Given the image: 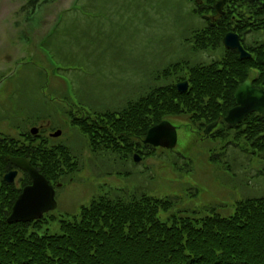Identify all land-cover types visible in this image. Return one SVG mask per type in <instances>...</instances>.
<instances>
[{"label":"rangeland","instance_id":"obj_1","mask_svg":"<svg viewBox=\"0 0 264 264\" xmlns=\"http://www.w3.org/2000/svg\"><path fill=\"white\" fill-rule=\"evenodd\" d=\"M193 3L49 0L30 15V25H24L32 6L22 11L24 0H3L0 51L12 49L16 57L9 63L0 61V134L17 137L21 129L40 126L48 136L61 130L56 143L71 147L80 161L76 176L57 189L58 207L41 219L40 234L59 233L62 220L79 215L82 206L105 194L170 198L171 214L194 221L213 211L228 217L236 201L264 195V176L259 174L264 171L260 160L264 154L253 157L244 143L241 148L250 154L225 141L199 139L185 117L170 119L178 128V144L172 152L158 150L138 163L134 156L93 153L86 138L71 126L70 111L121 110L127 101L139 99L155 85L157 73L182 54L192 60L206 58V54L192 55L191 45H180L186 27L205 24L200 17L182 19ZM25 27L30 28V43L14 37ZM192 38L194 42L197 35ZM24 177L20 173L14 184L21 187ZM169 216L161 214L163 220Z\"/></svg>","mask_w":264,"mask_h":264},{"label":"trees","instance_id":"obj_2","mask_svg":"<svg viewBox=\"0 0 264 264\" xmlns=\"http://www.w3.org/2000/svg\"><path fill=\"white\" fill-rule=\"evenodd\" d=\"M41 1L26 0L33 8ZM200 12L195 9L182 19H198ZM222 21L207 19L203 27L210 29L209 34L201 33L193 42L191 33H186L185 44L180 45H191L192 55L223 48L222 39L230 28ZM180 57L185 62L167 64L157 73L155 85L121 110L70 111L71 126L86 138L93 153L111 152L130 159L134 154L143 159L158 150L166 153L169 150L144 145L142 140L161 121L185 117L200 136L209 124L219 122L204 140L225 141L253 157L264 154V115L252 113L237 126L224 120L236 105L235 91L247 79L252 60L205 62ZM182 80L189 82L183 93L176 88ZM240 143L252 151L242 149ZM7 156L28 159L56 190L76 176L80 164L71 147L56 143L45 131L33 135L23 130L17 137L0 134V264H264V195L236 201L228 217L213 211L194 221L171 214L170 198L105 194L82 206L79 215L62 220L59 233L40 234L41 220H7L21 187L30 184L27 173L21 187L5 181V174L15 168ZM259 174L264 176V171ZM161 214L170 218L163 220Z\"/></svg>","mask_w":264,"mask_h":264},{"label":"water","instance_id":"obj_3","mask_svg":"<svg viewBox=\"0 0 264 264\" xmlns=\"http://www.w3.org/2000/svg\"><path fill=\"white\" fill-rule=\"evenodd\" d=\"M227 0H220L216 4L219 14L222 12V7ZM224 45L227 48L237 49L240 52L242 59L249 58L251 55L246 52L240 43L239 37L236 34L228 33L224 37ZM189 83L187 81L177 84L179 92L183 93L188 90ZM236 106L229 110L225 117V122L229 125H238L246 116L251 113L264 115V89L256 87L251 82L247 81L241 84L235 93ZM218 126V122L208 125L203 132V135L209 136L211 132ZM38 128H32V134H38ZM62 134L61 130L52 133L51 136L56 138ZM143 144L150 145L155 148H163L173 150L178 144L177 127L170 121L164 120L159 124L151 127L146 137L143 139ZM7 160L17 168L26 172L29 176L31 184L24 187L21 194L14 203L12 212L8 217L9 223L31 222L41 219L46 213H49L57 208L56 191L53 185L47 178L41 174L31 162L22 157L7 156ZM135 162H139L141 157L136 154ZM18 175V170L12 171L5 176L8 183L15 181Z\"/></svg>","mask_w":264,"mask_h":264},{"label":"flooded vegetation","instance_id":"obj_4","mask_svg":"<svg viewBox=\"0 0 264 264\" xmlns=\"http://www.w3.org/2000/svg\"><path fill=\"white\" fill-rule=\"evenodd\" d=\"M193 1L194 3H193L192 11L195 9L201 10L199 17L205 22L208 19L211 23H217L219 19L223 18L221 24L227 25V27L230 28V31H228V33H233L238 35L241 45L251 55L249 58L242 59L240 57V52L237 49L226 48L223 43L224 37L228 34L226 33V35L222 39L223 48L213 47V49L209 53H204L206 54L205 55L206 58H204L203 61L210 62V60L219 59V57L223 58L221 60H225V61H231V59H234L236 57L241 60H246V59L252 60L251 64L254 66H251L252 68H250V70L247 72L248 77L244 82L249 81L256 87H261L262 89H264V61H260L261 54H263L262 59H264V47H263L264 41H262V36H264V0H227L226 4L222 7L223 13L221 14L218 13L216 8V4L220 0H193ZM2 2L3 0H0V7L2 5ZM44 2L45 1L43 0L41 1L42 7L45 6ZM25 7L26 4L24 3V5L21 6V10L24 11ZM16 11H18V8L16 9ZM26 23L27 22L25 21L23 24L26 25ZM19 28H14V29L20 30ZM29 29L30 28L25 27L22 31H18L19 34L14 35V37H20L26 39V41L30 43L31 34L29 33ZM210 32L211 31L209 28L200 27L194 30H190V32L189 33L187 32V34L191 33V36L193 35L199 36L201 35V33L206 35L209 34ZM39 35H42V32L39 31ZM203 38L205 40L211 39L208 37H203ZM3 45L4 44H2L0 40V49L3 47ZM10 46L12 48L16 47L17 49L20 50L22 49V46L19 45L18 43L17 45L14 43H10ZM15 57L16 56L13 53L12 49L7 50L6 52L0 51V61H2V63H9L11 61H14ZM40 58L44 60V57L41 54H40ZM179 82H183V81H179Z\"/></svg>","mask_w":264,"mask_h":264}]
</instances>
